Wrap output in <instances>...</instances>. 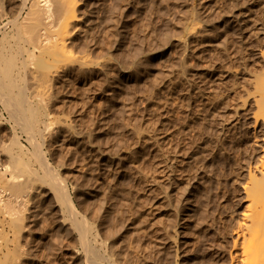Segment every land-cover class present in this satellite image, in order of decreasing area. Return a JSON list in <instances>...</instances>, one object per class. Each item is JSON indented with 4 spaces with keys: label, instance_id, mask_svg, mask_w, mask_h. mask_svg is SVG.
Listing matches in <instances>:
<instances>
[{
    "label": "rangeland",
    "instance_id": "rangeland-1",
    "mask_svg": "<svg viewBox=\"0 0 264 264\" xmlns=\"http://www.w3.org/2000/svg\"><path fill=\"white\" fill-rule=\"evenodd\" d=\"M21 2L0 0V26ZM73 2L69 57L56 63L47 93L34 98L44 124L30 129L0 87V197L11 199L0 203V264H228L244 222L241 176L262 151L261 128L234 93L262 61L264 0ZM194 8L201 20L190 30ZM202 27L205 63L216 70L205 79L204 100ZM48 29L49 39L62 36ZM29 138L41 145L76 214L72 206L59 210L41 172L23 184L12 177L8 139L26 152L25 173L37 168Z\"/></svg>",
    "mask_w": 264,
    "mask_h": 264
},
{
    "label": "bare ground",
    "instance_id": "bare-ground-1",
    "mask_svg": "<svg viewBox=\"0 0 264 264\" xmlns=\"http://www.w3.org/2000/svg\"><path fill=\"white\" fill-rule=\"evenodd\" d=\"M199 5H200V3H199ZM196 8H197V6H196ZM198 8H200V7H198ZM191 10H192V8H191ZM55 12H57L56 15H55ZM20 19H21V21H20ZM75 20H76L75 4H74L73 0H68V1H66V0H22L21 4L18 6V12L13 17H9V18L7 17L5 19V21H3L1 26H0L3 30L0 32V87H4L7 90L6 92L10 93L9 97H7V96H5V97L10 98V95H11L10 99L14 100V102H11L12 104H7V105H12V107L10 106L11 110L13 109L11 111V113H13L15 115L17 113H20L19 114L20 116L21 115L24 116L23 121H25L26 125H28L30 127V129L36 130L37 127L41 123L44 124V121L42 118L43 117V113H42V109H41L42 107H40V104L38 101L40 99H38V98L42 97L43 95H45L47 93V88L51 85L50 84L51 77H52L51 73L53 74V72L56 71V68H58V66L56 67V65H57L56 63H59L60 60L66 59L67 57H69V54H70L69 51L70 50L67 51L65 37H66V34L68 32L69 26L72 25ZM200 20H201V17L199 14V10L194 8L193 13H192V17L190 20L191 22H189L191 24L188 25V29H190V27L193 29L196 28V25ZM263 26H262V28H263ZM186 27H187V25H186ZM48 28H53L51 30H54V28H55L56 31H59L56 28L60 29L61 30L60 34L62 33V36L61 37H59L60 35L56 36V37H59L58 39H56V38L55 39L54 38L49 39L51 36L49 37V35H47V32H46L47 30H49ZM232 28H234V27H232ZM10 30H11V32L9 33ZM55 30H54V32H55ZM205 30L206 29H204V30L200 29L199 30L200 34H198V31H197V35H200L199 36V46L201 48L200 53H202V64H203L202 65L203 77H202V83H201L202 86L200 85L201 88L198 87L200 89V91L199 90H197V91H199V93H200L199 95L202 96L203 100H204V98L209 99V97H207V95H206L208 93V91L206 90L207 91L206 92L205 88H204L205 83H206L205 79L207 78V76H209L208 74H211V76H214L216 74L215 73L216 72L215 67L213 65L211 67H209V66H207V63H205V62H207L206 57H205V51L207 49L206 45L208 43V40L206 39V35L204 33V32H207V30L206 31ZM257 30H258V28H257ZM262 30H264V28ZM8 33H9V35L10 34L12 35L11 37L16 36L17 38H19L20 42L18 44H15L16 41H14V40L12 42L11 41L9 42L7 39V36H6ZM186 36H187V34H186ZM209 37H210V35H209ZM196 39H197V37H196ZM217 45H218V43H216V47H218V49H219V45L218 46ZM221 46H222V44H221ZM212 48H214V47H212ZM221 49L226 50L225 47L221 48ZM67 53H69V54H67ZM227 54H228V52H227ZM260 54L262 55V58L258 59V60H262L261 63H259L257 60V62L260 65L259 66L257 65L258 67L254 68L253 69L254 71H251V74H249V76L246 73L248 78L246 76L245 77L243 76V79H242V77H241V79L243 81L239 83V85L241 84V86H240V88L235 89V93H234V88H233V93H234L235 99L239 100V103L242 106H244V107L247 106L246 108H248V110L251 113V116L253 119V124H256L257 126H259L261 128V132H262V147L261 148H262V151H261L260 157L256 158V160L258 159L257 161L253 162L252 165L249 164L247 166V168L244 166L246 168V174L244 173L245 176L242 175L243 173L241 174L242 175L241 177H243V178L242 179L240 178L241 179L240 181L242 183L241 186L243 188L242 191L244 193V198H245L244 211L242 213L244 222H243V224L241 223V225L238 227L239 228V230H238L239 234L237 235V237L235 239L233 238L234 239L233 246L234 245L236 246L237 242H239L240 245L238 244L239 248L236 246L238 249H234L232 252H230V256H229L230 258H229L228 264H264V53L260 52ZM62 61H60V62H62ZM246 61H247V59H246ZM258 63H256V64H258ZM247 64H248V62H247ZM249 65H250V62H249ZM251 66L252 65H250V67ZM243 67H244V65H243ZM242 70H244V69H242ZM246 71H248L250 73V71L248 69ZM237 76L239 77V75H237ZM238 81H240V80H238ZM213 83H214V81H213ZM236 84H237V86H239L238 82ZM232 86H233V84H232ZM233 87H236V86H233ZM213 89H215V88H213ZM210 91H211V89H210ZM1 94L4 95L3 90H2ZM2 97H4V96H2ZM7 98H6V100H7ZM34 98L38 99V100H36L37 102L34 100ZM213 98L215 99V97H213ZM227 98H229V97H227ZM218 99L216 102L213 101L214 102L213 103L214 108L221 101ZM2 100H3V98H2ZM203 100H202V102H203ZM225 100H226V98H225ZM208 101H210V100H208ZM224 102L226 103V101H224ZM229 102H231V101H229ZM223 106L225 107V105H223ZM202 107H204V103H203ZM226 108H227V106H226ZM213 111L215 112V109ZM215 116H217V114H215ZM221 117L223 118L222 115H221ZM21 119H23V117H21ZM21 129H22V127H21ZM220 130H221L220 132L222 134L226 135L225 131L227 130V127L225 125L224 126L222 125ZM221 133H220V135H221ZM223 138H224V136H223ZM222 139L219 140L221 142L220 144H222V142H223ZM8 140H10L7 143V146L10 150L9 160L11 162L10 167L12 169V171H11L12 177L15 178L16 180L18 179L17 181L20 182V184H21V182L23 184V182L30 181L33 178L36 179L37 178L36 177L37 172H41V174H42L41 177L37 174V176L39 177L38 179L40 180V182L47 185L48 193H49V195H51L55 199L54 200V201H56L55 205L58 206L59 210L61 212H63L65 210L64 209L65 206L71 207L72 205H71V202L69 201L68 195H66V198H65V195L64 196L62 195L65 198V200H63L62 196L59 193L60 185L57 181L58 177L52 176L51 165L46 161V157H44L43 151L41 149V145L39 146V143L38 144L36 143L37 144V147H36L37 151L36 152L38 154L37 156L39 157V163L36 164L37 168H35L34 171L32 169V171L34 173L26 174L25 168L27 169V167L25 164H23L21 162V160L22 161L24 160L22 158H25V157L27 158L26 152H24L22 145H20L17 140H13V139H8ZM236 142H237V140H236ZM28 144H31L32 146L36 145L34 143V141L30 140V138L28 139ZM233 146H236V145H233ZM217 148H219V147H217ZM25 150H27V149H25ZM232 164H233L232 170L235 173V176L240 177V169L242 168L241 160L239 161V159H235L234 163H232ZM28 171H29V169H28ZM237 177H236V180H237ZM232 180L234 181V179H232ZM238 181L239 180H237V182ZM238 184H240V183H238ZM234 188H236V187L234 186ZM1 195L3 197H0L1 198L0 203H1V201H3V202H5V204L8 203V205H9L10 200H11L10 197L6 196L5 194H4L5 195L4 196L3 192ZM73 209H74V207L72 206V210ZM72 210H70V211H72ZM72 212L76 214L75 210H73ZM14 218H18V217H10L11 221H13ZM74 218H76V217H74ZM66 221H67V218L64 215H60V223L62 222V224H65V223H67ZM16 223H19V221L15 222V224ZM12 224H14V223H12ZM76 225L78 226V223ZM77 226L73 227L76 229V231L82 229L81 227H80L81 229H79V227H77ZM68 227L71 228L70 225ZM84 233H86V232H84ZM79 234H80L79 235L80 241L82 243L83 242L82 240L85 239V236H84L83 232H81V231ZM246 236H248V242H247V244H243L242 239H244ZM235 246H234V248H235ZM2 255H4V254H2ZM6 255H8V254L6 253ZM9 255H11V253H9ZM84 256H85V254H84ZM9 258L10 257H8V260H9ZM12 258H13V260L15 259L13 256H12ZM5 260L7 261V259H5ZM10 260H12V259L10 258ZM95 261H97V260H95Z\"/></svg>",
    "mask_w": 264,
    "mask_h": 264
}]
</instances>
